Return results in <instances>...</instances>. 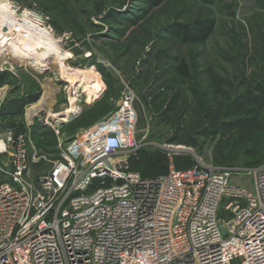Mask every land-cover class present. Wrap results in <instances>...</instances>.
I'll use <instances>...</instances> for the list:
<instances>
[{
  "label": "built area",
  "instance_id": "obj_1",
  "mask_svg": "<svg viewBox=\"0 0 264 264\" xmlns=\"http://www.w3.org/2000/svg\"><path fill=\"white\" fill-rule=\"evenodd\" d=\"M136 101L125 89L32 180L24 136L0 140V264H264V163L252 188L190 148V168L142 176Z\"/></svg>",
  "mask_w": 264,
  "mask_h": 264
},
{
  "label": "rangeland",
  "instance_id": "obj_2",
  "mask_svg": "<svg viewBox=\"0 0 264 264\" xmlns=\"http://www.w3.org/2000/svg\"><path fill=\"white\" fill-rule=\"evenodd\" d=\"M2 3L7 8L5 12L0 9V140L14 134L8 124L23 125L22 135L29 153L27 178L31 180L51 168L58 142L68 135L65 124L105 92L112 110L125 89L135 94L136 139L140 148L188 149L167 144L174 128L159 120L158 113L149 106L148 97L144 100L163 77L162 71L171 64L167 56L178 51L168 29L177 22L213 19L211 36L194 48L201 52L199 61L203 65L212 64L230 80L240 79L243 73L252 76L255 71L253 65L242 62L245 24L253 23L264 32V8L256 0H166L137 26L128 28L124 23L143 14L146 0H126L125 5L121 0H0ZM97 5L102 7L101 14L96 10ZM14 28L22 29L25 35L33 29L32 34L48 46L41 52L44 56L41 63L36 64L34 54L28 56L24 49L16 47L21 44L17 35H4ZM37 33L41 34L40 38ZM23 41V47H32L29 40ZM87 85L94 89L92 94L85 90ZM30 96H37L36 100L26 104L21 114H6L3 107L8 101ZM71 106L76 111L66 117ZM42 132L47 134L41 136ZM49 132L54 134L56 145L46 146L45 152H41L36 144L49 141L52 138ZM214 144L215 141H207L201 152L193 150L206 163L215 164ZM8 158V153L1 154L0 164L4 166ZM123 158V155L117 157ZM257 166L245 167L240 162L225 167L231 169L234 182L252 188L250 172Z\"/></svg>",
  "mask_w": 264,
  "mask_h": 264
},
{
  "label": "trees",
  "instance_id": "obj_3",
  "mask_svg": "<svg viewBox=\"0 0 264 264\" xmlns=\"http://www.w3.org/2000/svg\"><path fill=\"white\" fill-rule=\"evenodd\" d=\"M164 1L146 0L143 14L128 19L125 28L137 26ZM256 1L264 8V0ZM125 2L121 0L123 5ZM96 10L101 14L102 7L97 5ZM213 22V19H196L192 23L177 22L168 29L178 51L167 56L171 64L162 71L163 77L144 100L148 97L149 106L158 113L159 120L174 128L167 144L201 152L207 141H215L212 150L215 164L231 166L241 162L245 167L257 166L264 161V32L261 33L253 23L245 24L242 62L253 65L255 71L252 76L243 73L240 79L230 80L212 64L203 65L199 61L201 52L194 48L211 36ZM113 91L116 96V89ZM106 93L97 102L87 104L79 115L65 124L67 136L91 126L112 110ZM36 97L10 100L3 108L8 115L21 114L24 106ZM7 127L13 128L14 135L25 132L21 123ZM44 134L47 133H40L41 136ZM49 134L52 137L49 141L37 142L39 151L45 152L46 146L56 145L54 134ZM170 159L177 170L188 169L194 163L189 151L161 147L151 151L139 148L128 157L127 163L130 170L152 177L166 174Z\"/></svg>",
  "mask_w": 264,
  "mask_h": 264
},
{
  "label": "bare ground",
  "instance_id": "obj_4",
  "mask_svg": "<svg viewBox=\"0 0 264 264\" xmlns=\"http://www.w3.org/2000/svg\"><path fill=\"white\" fill-rule=\"evenodd\" d=\"M2 1V0H1ZM6 8H7V5L6 4H4V3H2V4H0V9H2V11H6ZM1 15H0V19H1ZM15 29V28H14ZM38 29V28H37ZM9 31H6L5 32V34L4 35H12V36H16L17 35V39H18V41H19V43H21V44H18V46H16V47H19L18 49H20V48H22V49H24L25 51H26V54L28 55V56H31L32 54H34L35 56V59H36V64H38L39 62L41 63V61H42V58L44 57L43 55H42V51H44L43 49H46V47H48V46H46L45 44H43L42 42H44L43 40L41 41L40 39H38L35 35H33L32 33H33V29H32V33H31V31H30V34H27V35H25L24 34V31L22 30V29H15V30H13V29H8ZM36 30V29H35ZM39 30H40V28H39ZM37 32H39V31H37ZM40 33H41V31H40ZM38 34V33H37ZM44 34V33H43ZM39 35V34H38ZM12 36H10V37H12ZM40 36H41V34L39 35V38H40ZM48 36V35H47ZM9 38V37H8ZM45 38V37H44ZM7 39V38H6ZM42 39V38H41ZM50 39V38H49ZM21 40L23 41V40H29L30 42H31V44H32V47H30V48H25V47H23V44H22V42H21ZM47 41V40H46ZM24 42V41H23ZM26 43V42H25ZM24 43V44H25ZM46 43V42H45ZM49 43V42H48ZM30 44V45H31ZM16 45V44H15ZM50 45H52V44H50ZM52 47V46H51ZM50 47V48H51ZM22 49H20V50H22ZM17 50V49H16ZM52 50V49H51ZM23 51V50H22ZM21 52V51H20ZM19 55V54H18ZM24 57H26V56H24ZM39 61V62H38ZM97 84V83H96ZM85 90L87 91V93L88 94H92L93 93V91H94V89H92L91 88V85H87L86 86V88H85ZM76 107H70V108H67V110H66V113H65V116L66 117H68V116H70V115H72L75 111H76V109H75ZM65 118V117H64Z\"/></svg>",
  "mask_w": 264,
  "mask_h": 264
},
{
  "label": "crops",
  "instance_id": "obj_5",
  "mask_svg": "<svg viewBox=\"0 0 264 264\" xmlns=\"http://www.w3.org/2000/svg\"><path fill=\"white\" fill-rule=\"evenodd\" d=\"M73 115H74V113H73ZM90 127V126H89ZM89 127H87V128H89ZM87 128H80V129H87ZM80 129H78V130H80Z\"/></svg>",
  "mask_w": 264,
  "mask_h": 264
}]
</instances>
